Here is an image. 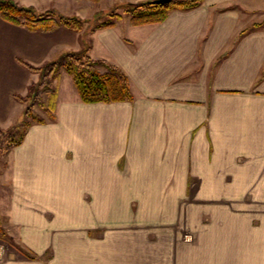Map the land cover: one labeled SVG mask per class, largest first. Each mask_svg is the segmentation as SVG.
<instances>
[{"label": "crops", "instance_id": "0c3cea01", "mask_svg": "<svg viewBox=\"0 0 264 264\" xmlns=\"http://www.w3.org/2000/svg\"><path fill=\"white\" fill-rule=\"evenodd\" d=\"M11 1L66 16L148 2ZM88 46L128 75L134 100L83 103L61 74L55 120L33 125L0 173L12 241L49 259L0 264H264V0L81 33L0 17V127L22 122L16 96L40 81L19 59L39 67Z\"/></svg>", "mask_w": 264, "mask_h": 264}, {"label": "trees", "instance_id": "16d2710c", "mask_svg": "<svg viewBox=\"0 0 264 264\" xmlns=\"http://www.w3.org/2000/svg\"><path fill=\"white\" fill-rule=\"evenodd\" d=\"M200 0H174L170 4L152 5L145 3L126 4L125 12L135 26L159 24L164 22L172 11L191 10L198 6ZM0 17L6 22L26 28L33 32H52L60 27L75 32L85 31L90 21L79 16H66L55 10L38 12L31 7H22L11 0H0ZM122 17L121 14H111L107 21L101 22L91 31L112 27ZM89 47L78 52H68L54 62L45 63L42 66H33L21 59L19 61L33 73L40 75V81L29 87L27 96H16V99L27 103L32 98L39 102L40 108L47 115V119L39 114L25 110L22 125L17 126L18 132L5 131L0 127V150L4 154L10 153L20 146L29 131L35 124H44L48 120H55L54 108L58 97L56 81L64 72L74 82L79 97L83 103H118L132 102L134 94L128 75L119 67L110 62L93 58L89 55ZM45 96L47 98H45ZM31 99V100H32ZM21 127L23 129L21 130ZM0 234L9 238L4 231L0 220ZM10 241L12 238L10 237ZM18 250L29 259H36L35 255Z\"/></svg>", "mask_w": 264, "mask_h": 264}, {"label": "rangeland", "instance_id": "374dc122", "mask_svg": "<svg viewBox=\"0 0 264 264\" xmlns=\"http://www.w3.org/2000/svg\"><path fill=\"white\" fill-rule=\"evenodd\" d=\"M147 1H150V0H147ZM116 2L117 3L114 5H111V4L106 3V2H103V4H102V2L100 4H94V7L100 8L97 10L98 12L95 15H93L94 13L92 10H94V7H92V6L89 7L88 9L85 7L78 8V9L77 8L76 9H69V11H67V12H69V14H72V16L73 15H76V16L80 15L81 18H83V19L89 18L88 20L90 21V23H88L85 27V29L89 30V31H91L95 26L99 25L101 22L107 21L109 19L110 15L114 14V13L121 14L122 15V17H121L122 23L125 24V23H127V20L130 19V17L126 14L124 7L126 4H134V3H127V2H125V3L119 2L118 3V1H116ZM139 3H142V2H139ZM139 3H136V4H139ZM68 16H71V15H68ZM45 98H47V97L45 96ZM31 99L32 98L27 100L25 110L27 111L30 108L31 112L39 114L40 117L47 119L48 117H47L46 113L43 111V109L40 108L39 102L37 100H34V99L31 100ZM24 117H25V115L22 117V121H23ZM48 121H51V120H48ZM19 125H22V122L18 123V125H15L14 127L7 129L5 131H9V133L15 132L17 130L16 127ZM22 129H23V127H21V130ZM16 132H18V131H16ZM10 153H8V154H10ZM2 154L5 156H3V157L0 156V173L12 164V158H10V156H8V154H4L1 151L0 155H2ZM1 213H3V211L0 210V220L2 223V227H3L4 231L6 232V234H8L9 238L7 237V235H6V237H4L2 234H0V262L3 260H7V258L10 256L19 258L18 254L21 253L19 250H17V248L15 246L17 244V242L10 241L11 235L9 233L10 232L12 233V227L10 225L5 224L8 222H6V219L4 220V218H2L3 215H1ZM69 228L70 227H67V229H69ZM72 228L76 229V231L79 232L82 227L79 224H77V225L72 226ZM185 239L189 240V241L192 239L191 235L188 232L185 233ZM14 240H15V238H14ZM18 246L20 247L21 251L27 252L29 255L32 253H33L32 255H35L34 252L32 250H30L29 248H27V247L25 248L23 245H20V244ZM10 253L12 255H9ZM23 256H25V255L23 254ZM35 256H36V259H34V260H36V261L47 262L49 259L48 256L40 257V258L37 255H35Z\"/></svg>", "mask_w": 264, "mask_h": 264}, {"label": "water", "instance_id": "95a60500", "mask_svg": "<svg viewBox=\"0 0 264 264\" xmlns=\"http://www.w3.org/2000/svg\"><path fill=\"white\" fill-rule=\"evenodd\" d=\"M174 0H153V1H148L146 4H152V5H164V4H170Z\"/></svg>", "mask_w": 264, "mask_h": 264}]
</instances>
